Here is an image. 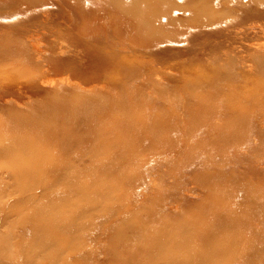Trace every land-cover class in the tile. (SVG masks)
I'll return each mask as SVG.
<instances>
[{
    "label": "rangeland",
    "instance_id": "374dc122",
    "mask_svg": "<svg viewBox=\"0 0 264 264\" xmlns=\"http://www.w3.org/2000/svg\"><path fill=\"white\" fill-rule=\"evenodd\" d=\"M112 3L0 0V85L35 80L23 96L7 94V104L29 112L56 97L77 103L75 124L48 144L64 150L74 170L84 167L77 174L86 194L71 208L53 207L41 222L12 225L19 215L38 214L51 188L25 181L22 194L0 165L7 254L0 264H134L126 252L132 261L145 255L143 233L171 234L182 227L174 221L197 237L192 249L177 246L170 264H264V224L255 215L231 249L201 236L226 227L245 205L264 211V9L250 14L227 0H176L189 10L182 18L164 8L175 2L161 0L155 21L137 12L127 28ZM233 108L243 116L236 119ZM98 141L105 144L95 148L109 155L88 147ZM24 168L27 176L31 167ZM66 172L47 164L43 178L58 179L60 188ZM94 180L105 183L95 190Z\"/></svg>",
    "mask_w": 264,
    "mask_h": 264
},
{
    "label": "bare ground",
    "instance_id": "6f19581e",
    "mask_svg": "<svg viewBox=\"0 0 264 264\" xmlns=\"http://www.w3.org/2000/svg\"><path fill=\"white\" fill-rule=\"evenodd\" d=\"M241 1L242 0H227V3L232 4L234 7L239 9L240 12H247L250 14L258 13V11L264 9V0H247L248 4H250L247 6L242 4ZM171 2H175V5L172 7L169 5H167L168 7L164 6L167 11L171 12L180 10L182 18L189 16V10L185 4H176V0H170V3ZM252 4H255L256 6L253 7ZM159 5H161V0H114V3H112L113 8L118 10L126 19L127 28L132 23V18L137 14V12L141 14L145 12L149 15V17L152 16L155 21L158 17V13L156 11L159 9H156V7H159ZM232 5L230 6L233 7ZM33 81L35 80H13V85L17 86L14 89L12 88L11 82L2 83L0 85V137H4L6 140L4 145L0 146V165H4L7 169H9L7 175L16 180L18 186L17 189L22 194L25 192L29 184H24L25 181L31 180V187L37 188V186H39L43 189V182H45L47 184V188H51V191L47 196L43 197V195H40L41 198L39 199L40 206L38 208V214L33 215V213H30L26 216L19 215L12 223V225H21L25 228L29 223L35 222L34 220L39 219L41 222L43 221V216H51L53 207L71 208L75 205L77 199L86 196L85 193L83 194L82 190V186L84 184L81 183L82 178L80 179V176L82 177V175L79 176L77 174V172L81 173L79 171L83 170L84 167H76L74 170L73 165L65 163V161L61 158V156L65 153L64 150H51L48 144L49 139L52 138L56 140H63L65 138V127L75 124L74 121H76L75 119L78 116V112H76L77 103L74 102V100L70 102L68 100L67 104L63 101L62 96L56 97L53 101L54 104H52V97L50 96L49 102L51 101V103H43V101H41V103L35 104L33 106V110H29V112L14 111L10 109L12 106L7 104L8 100L5 97L7 94L15 91L23 96L25 91L23 87L25 84L31 85ZM28 88L29 89L27 90L32 92L31 87ZM34 91L36 90L34 89ZM90 110L91 109H87L85 112L88 113ZM233 112L236 119L243 116L242 111L239 112V109L237 108H233ZM45 115L48 117L52 116L54 118L44 120ZM230 124L235 125L236 120H232ZM99 126L100 123L97 124V132L100 130ZM86 138L88 139V137ZM101 144H105V142L98 141L96 144L88 143V147H91L95 154L99 153L101 155H109L108 149L95 148L97 145L100 147ZM44 155H50V157L47 158ZM102 162V159H98V163H95L100 165L103 164ZM47 164H56L59 171H67L66 174L60 178V180H62L60 182V188L54 186V182L58 179L45 180L43 178V167ZM25 166L31 167V172L27 176H24L23 174ZM92 176H94L95 179L96 177H101L98 175ZM102 183L104 184L105 181L96 183L94 180V189H99ZM4 184L0 183V188L3 187ZM218 191L222 192L221 189ZM91 198L94 197L91 195V197H87L86 199L90 200ZM26 199V196H22L21 198H18V202H26ZM8 204H12L11 206H13V200H11L10 203L8 202ZM244 208L245 210L238 213V215L229 216L226 227H216L212 230H202L203 233L201 232V236L214 238L215 240L224 243L228 249H231V247H233L232 244L237 242V235L239 233H246L248 219L251 218V216L255 215V218H258L264 224L263 210L251 208L246 205ZM40 213H42L41 216ZM61 213H64V211ZM59 216H61V214ZM61 218H64V215H62ZM174 222L176 225H182V227L177 231H174V227L170 228L169 231L172 232L171 234L168 232L166 235L163 234V236H161L157 234V231H155V233H151V230L145 231L143 235H147L148 240L146 243H143V246H141L144 250L143 255H145L142 256L141 259L139 258L132 261L129 258V255L131 254L127 251L126 258L124 260L134 264H155L156 261L163 260V264H170L177 253L175 250L177 246H180L181 248L190 247L192 249L196 242L197 235H192L185 227V224H181V221ZM48 223H50V221ZM61 232L63 236L61 238L64 239L63 243H66L69 240L67 237L68 231L62 229ZM262 236H264V233ZM2 246H0V255H7L3 249L4 246Z\"/></svg>",
    "mask_w": 264,
    "mask_h": 264
}]
</instances>
